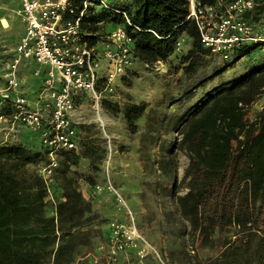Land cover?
Returning a JSON list of instances; mask_svg holds the SVG:
<instances>
[{
  "label": "trees",
  "instance_id": "trees-1",
  "mask_svg": "<svg viewBox=\"0 0 264 264\" xmlns=\"http://www.w3.org/2000/svg\"><path fill=\"white\" fill-rule=\"evenodd\" d=\"M72 1L77 17L85 0ZM104 1L113 10L95 4L88 6L81 17V32L89 46L94 47L121 27L132 39V66L144 68L146 63L177 60V66L191 74L204 58L212 56L202 47L194 21L186 19L188 0ZM197 1L213 4L216 0ZM181 36H186L188 49L175 52ZM250 51V47L238 48L230 64ZM249 68L239 77L226 79L221 76L224 68L215 67L212 76L220 80L210 89L204 88L197 105L178 114L175 121V127L180 126L198 113L182 139L190 165L182 177L187 192L176 199L182 219L197 233L195 249H191L194 264H223V258L226 264H264V106L253 111L264 93V62L250 64ZM103 102L110 115H122L128 133L137 134L145 103L120 108ZM4 111L7 113L9 107ZM27 132L29 140L0 146V264H94L92 256L110 234V219L95 212L91 200L64 176L73 167L78 168L82 158L89 160L97 176L107 151L78 140L76 150L62 152L59 168L48 182L58 172L65 185L54 191L55 199L50 201L47 184L37 168L36 175L29 179L18 174V167L46 163L49 152L37 135ZM161 164L163 182L159 188L165 196H171L176 174L168 160L162 158ZM95 176L85 177L92 187L98 184ZM97 223L107 224L106 233L94 246L93 239L100 234L92 229ZM149 258L154 257L149 254L145 263Z\"/></svg>",
  "mask_w": 264,
  "mask_h": 264
},
{
  "label": "built area",
  "instance_id": "built-area-1",
  "mask_svg": "<svg viewBox=\"0 0 264 264\" xmlns=\"http://www.w3.org/2000/svg\"><path fill=\"white\" fill-rule=\"evenodd\" d=\"M18 1V16L25 29L0 80V146L17 138L22 128L36 134L49 151L46 163L37 166L48 184L59 168L61 153L78 146L72 119L75 98L85 94L96 102L103 92L112 93L117 88V82L133 65L132 39L118 27L99 44L89 46L81 32L80 20L88 6L97 4L113 10L104 0L83 1L77 17L72 0ZM188 3L186 19L194 21L202 47L212 56L229 62L233 52L248 45L261 46L264 55V0H216L213 4L188 0ZM180 45L178 41L176 50ZM26 61L37 65L33 72L40 77L41 91L32 102L22 91L18 72ZM143 67L156 73L167 71L162 61ZM5 106L9 107L7 113ZM106 137L110 154L104 161L103 179L94 190L98 196L107 193L113 197L117 210H123L126 217L116 216L109 221L110 234L98 245L92 259L94 264H123V261L135 264L134 259L141 264L149 254L159 256L137 228L125 197L111 181L112 139Z\"/></svg>",
  "mask_w": 264,
  "mask_h": 264
},
{
  "label": "rangeland",
  "instance_id": "rangeland-1",
  "mask_svg": "<svg viewBox=\"0 0 264 264\" xmlns=\"http://www.w3.org/2000/svg\"><path fill=\"white\" fill-rule=\"evenodd\" d=\"M1 3L3 2L0 0V7ZM9 14L13 16V13L9 12ZM3 17H5L4 13L0 9L1 81L7 65L13 58V49L20 38L14 34L16 32L14 29L18 25L16 20L14 19L11 23V29H8L2 25ZM19 24L18 28L23 32L25 27ZM178 41H181V45L179 50L175 49V52H186L188 49L186 36H181ZM248 47L251 51L231 64L208 55L191 74H187L182 66H177V60L172 63L166 62L167 71L164 73H156L136 64L117 84V88L112 93L103 92L96 102L85 94H80L77 98L78 102L72 119L75 122L74 127L79 142L87 140L96 149H103L107 152L101 164L102 170L97 176L89 166V160L82 158L78 168L73 167L64 177L70 178L84 198L91 200L95 212L110 220L116 216L125 219L124 211L117 210L113 198L107 193L103 198L98 196L94 190L95 186L92 187L85 178L92 175L96 177L98 184L101 183L104 161L110 154L106 136L112 139L110 143L112 153L109 162L111 181L125 197L127 206L134 214L137 228L155 247L159 256L152 255L154 258L147 259L146 263L144 260L141 264H194L191 249H195L193 241L197 233H193L189 224L182 219L176 199L187 192L185 184L182 183V177L190 165V154L186 145L182 143V139L189 123L198 113L186 118L180 126L175 127V121L178 119V114L197 105L196 102L201 97L204 88L208 90L220 80V77L212 76L215 67L224 68L221 76L228 79L247 73L250 64L264 62L261 46L248 45ZM30 77L28 72L22 74L21 88L24 93L26 89L30 92L27 97L32 102L35 97L37 100L41 88L38 83L30 81ZM202 80L205 81L187 92L192 85ZM103 101L117 104L120 108L128 104L145 103L147 108L138 121L137 134L128 133L122 115H110ZM263 106L264 93L253 106V111H259ZM251 119L254 117L252 116ZM27 131L22 128L19 136L15 139L11 138L8 143L17 144V142L29 140L30 136ZM162 158L164 162L168 160L171 171L176 174L177 181L171 196H165L159 188V184L163 182L159 170ZM38 165L18 167L19 176L23 179L34 177ZM64 177L57 172L52 181L48 182L50 201L55 199L54 191L56 192L60 189L59 187L65 185ZM99 201H103V205L98 203ZM106 225L97 223L92 228L100 233L93 239L94 246L103 241L102 235L106 233ZM133 261L135 264H140L135 259ZM222 263L226 264L225 258L222 259Z\"/></svg>",
  "mask_w": 264,
  "mask_h": 264
},
{
  "label": "crops",
  "instance_id": "crops-1",
  "mask_svg": "<svg viewBox=\"0 0 264 264\" xmlns=\"http://www.w3.org/2000/svg\"><path fill=\"white\" fill-rule=\"evenodd\" d=\"M3 3L2 6L0 7V9L2 10V12L4 13V16L3 19L7 22V25H9L8 27L5 26V28H8V29H11L12 27V22L14 21V19L16 20L17 22V26H16V29H14L16 32H14V34H16L18 37H22L23 34H24V30L23 32H21V30L18 28L19 27V23L22 24L21 20H20V17L18 16V10L20 9L19 8V1L18 0H1ZM9 12L13 13V16H11L9 14ZM1 22H2V19H1ZM3 25V24H2ZM23 27H24V24H23ZM9 31V30H8ZM10 32V31H9ZM13 34V33H12ZM19 38V39H20ZM20 41V40H19ZM19 41L16 43V45L19 43ZM15 45V47H16ZM14 47V48H15ZM13 52H14V49H13ZM13 52H12V55H13ZM37 68V65L34 63V62H29V61H26V62H23L20 66H19V76L20 78L22 77V74L25 73V72H28V74L31 76L30 77V81H33V83H40V77L34 75V72L35 69ZM22 83V82H21ZM34 87V86H33ZM34 90V89H33ZM23 91V90H22ZM35 91V90H34ZM26 96L27 95H30V92L27 91L26 89V92L24 93ZM28 98V97H27ZM103 196H106V194L104 193L101 198H103ZM100 198V197H99ZM98 203H103V201H99ZM103 205V204H102ZM104 212V211H103ZM125 264V262H124Z\"/></svg>",
  "mask_w": 264,
  "mask_h": 264
},
{
  "label": "bare ground",
  "instance_id": "bare-ground-1",
  "mask_svg": "<svg viewBox=\"0 0 264 264\" xmlns=\"http://www.w3.org/2000/svg\"><path fill=\"white\" fill-rule=\"evenodd\" d=\"M2 24H3L4 26H6V27L9 26V25H7V22H6L4 19H2Z\"/></svg>",
  "mask_w": 264,
  "mask_h": 264
}]
</instances>
